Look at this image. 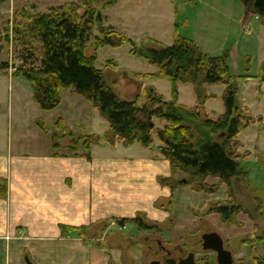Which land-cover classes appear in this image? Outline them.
<instances>
[{"label":"rangeland","instance_id":"rangeland-1","mask_svg":"<svg viewBox=\"0 0 264 264\" xmlns=\"http://www.w3.org/2000/svg\"><path fill=\"white\" fill-rule=\"evenodd\" d=\"M60 6L75 10L80 16L84 13L78 0H6L0 11V27L9 26L11 33L16 24L23 22L22 19L27 13L46 14L50 9ZM102 15L109 19L105 27L123 32L125 37L132 39L138 47L153 46L150 40L172 46L175 39L180 36L193 40L210 57L219 58L229 53L232 74L238 89V101L247 103L250 115L264 116L262 98L264 82L260 81L264 65V25L239 0H119L118 5L108 11H102ZM1 31H6V28H2ZM3 35V38L0 37V46L3 47V52L0 53V152L8 154L16 150L27 151L33 156L35 154L45 156L47 152L53 150L58 156L85 158L87 151L84 145L96 141L84 140L87 137H95L88 136L91 130L92 134H98L101 139L99 145L92 147V151L95 150V159L99 163L108 158L131 160L135 157L159 154L161 145L155 134L152 149H146L137 143L129 147L121 143L116 146L109 145L106 140L108 123L85 98L71 90H60L61 104L54 111H42L34 101L31 84L25 78L15 76V71L22 65L18 45L12 38L11 44H7L4 41L5 33ZM97 37L100 35L95 27L91 41L87 45L86 56L96 58L97 70L104 72L106 81L122 99L134 101L139 98V104L143 105L149 89H153L167 101L176 99L178 103L188 107L197 104L191 85H179L175 98L173 83L157 77L159 71L156 67L133 57L130 45L98 48L95 40ZM3 63H9V69L1 71ZM224 89L225 87L220 84L206 88V95L208 93L213 97L205 107L215 118L225 113ZM60 119L64 122L65 131L56 128ZM255 121L254 126L243 130L239 135V141L245 145L239 150L240 154L243 156L249 154L240 161L247 176L246 179L243 176L234 182L236 204L242 208L243 213L232 217L230 222L223 223L218 215L208 213L213 206L230 202L226 190L224 192L220 189L213 195L216 197L213 199L210 195L195 193L191 188L188 195L177 194L171 198V209L174 207L180 216L174 220L172 217V222L157 226L161 233L142 231L134 223L120 227L115 223L116 219H108L100 220L91 226L75 227L81 231L62 235V239L67 241L72 239L73 242L79 239L95 244L102 241L108 244L112 251L117 249L121 253L123 264H132L130 254L134 251L137 252L138 264H151L155 261L166 264L168 259L177 262L182 257L181 253L175 251L176 247L182 248L185 254L194 253L197 260L207 256L213 257L211 253L203 251L201 236L215 230L229 243L228 246L236 255V262L258 264L255 263L257 259H254L257 254L264 262V246L253 244V241L264 235V130L259 128L264 127V119L259 117ZM153 124L155 128L162 129L166 125L158 119H154ZM54 135L59 137L56 140L60 149L58 151L53 149ZM183 178L181 175L178 180ZM188 187L191 186H180L177 190L184 191L183 189ZM198 194H201V198L196 199ZM208 202L209 208L203 212L201 209L196 211L197 219H194L190 209L194 210ZM137 217L144 219V224L153 225V222L145 219L143 215ZM191 224H194L192 228ZM187 226L190 230L185 229ZM158 241L172 251V257L168 258L160 252ZM251 246L256 248L255 253L251 251ZM75 247L72 242L60 243L50 239L44 243L23 241V260L29 254L39 257L38 264H55L60 261L61 264H82V257L87 255L89 257L93 255L94 260L96 253L94 249L84 248L86 251H82ZM31 248L41 250H35L33 254ZM13 256L12 245L10 253L6 250L0 254V264H5V260L8 263ZM114 263L111 258L110 264Z\"/></svg>","mask_w":264,"mask_h":264},{"label":"trees","instance_id":"trees-1","mask_svg":"<svg viewBox=\"0 0 264 264\" xmlns=\"http://www.w3.org/2000/svg\"><path fill=\"white\" fill-rule=\"evenodd\" d=\"M244 7L255 15L264 25V0H239ZM6 0H0V11ZM83 7L82 16L66 7H54L46 14L34 12L26 14L13 27H0V37L7 44L12 41L19 47L21 67L15 76L25 78L32 86L35 103L44 112H51L61 104L60 90H71L85 98L101 117L108 123L107 143L125 147L135 143L146 149L154 145L156 135L160 147V156L169 162L170 178H158L162 188L172 191L180 187L179 176L187 180L192 191L215 195L223 186L227 188L229 203L215 205L208 212L218 215L223 223H228L235 215L243 213L236 204L234 182L246 173L241 160L249 156L241 155L244 146L239 141L243 130L254 126L255 119L245 109L244 113L237 99V85L232 74L231 55L211 58L193 41L178 36L172 46H166L150 40L153 46L138 47L123 34L105 27L102 11H108L119 4V0H78ZM73 7L75 4L72 5ZM35 10V8H33ZM100 37L95 40L98 48H119L125 44L132 47L131 55L139 58L159 71L157 77L168 79L174 85V96L178 95L179 85H191L197 104L194 108L180 105L176 99L167 101L157 92L148 93L143 105L139 98L127 101L111 87L103 71L97 70L96 58L86 56L87 45L91 41L94 28ZM6 28V31H1ZM0 46V53L3 52ZM9 69V63H3L1 71ZM261 82H264V65L261 69ZM223 85L225 113L212 118L206 111V103L213 97L206 95L211 85ZM158 119L165 127L151 125ZM261 120V119H260ZM59 131H65L63 120H58ZM53 136V149L59 146ZM94 143L84 145L91 160L92 147L99 145V136L87 137ZM83 140V139H81ZM58 157V154H55ZM209 179L218 180L216 186H210ZM0 197L7 198V182H0ZM172 208V202L170 203ZM247 214V213H246ZM141 217L135 219H116L120 227L134 223L142 231H160L156 225L143 223ZM62 235L81 231L75 227L61 226ZM254 245L264 246V235L253 241ZM258 264H264L257 258Z\"/></svg>","mask_w":264,"mask_h":264},{"label":"crops","instance_id":"crops-1","mask_svg":"<svg viewBox=\"0 0 264 264\" xmlns=\"http://www.w3.org/2000/svg\"><path fill=\"white\" fill-rule=\"evenodd\" d=\"M104 17L105 23H108V17ZM129 40L136 45L132 39ZM207 95L212 96L208 93ZM239 104L242 109L249 111L246 102ZM206 111L208 112L207 108ZM211 117L215 118L213 115ZM253 117L264 119L263 114ZM259 128L264 130V127ZM92 133L90 130L88 136H98ZM240 143L245 146L243 142ZM94 151L91 161L75 156L55 157L53 150L45 156H33L27 151L16 150L8 154L0 152V182H7V198L0 197V254L6 250L10 253L12 245L14 247L13 259L10 258L8 263L5 260V264H28L27 258L31 264H38L40 259L36 255L29 254L30 257L28 255L23 260V241L44 243L47 239L60 243L72 242L76 249L82 251L94 249V260L93 255H87L82 257V264H110L111 258L114 264H123L121 253L117 249L112 251L109 245L102 241L95 244L79 239L74 242L72 239H62L61 225L91 226L100 220H131L143 215L145 219L152 221L153 225L159 226L180 216L174 207L170 208L171 198L177 194L188 195L191 187L183 189L184 191H178V188L172 191L159 185L158 178L171 177L169 162L159 154L135 157L131 160L108 158L99 163L95 159ZM244 176L246 179L247 174ZM211 180L210 185L219 183L218 180ZM225 190L227 192V188L223 186L221 191ZM198 195L196 199L201 198V194ZM210 202L194 210L190 209L194 219H197L196 211L201 209L203 212L209 208ZM193 225L191 224V228ZM185 229L190 230V227ZM31 249L33 254L35 250H41ZM130 255L132 264H138L137 252L134 251ZM60 262L55 264H61Z\"/></svg>","mask_w":264,"mask_h":264},{"label":"water","instance_id":"water-1","mask_svg":"<svg viewBox=\"0 0 264 264\" xmlns=\"http://www.w3.org/2000/svg\"><path fill=\"white\" fill-rule=\"evenodd\" d=\"M149 93L153 94L155 93V91L153 89H149ZM151 126L154 127V124H152ZM187 184H188L187 180L179 181L180 186H185ZM203 241H204V250L212 251L217 254L218 264H232L233 263L232 254L224 250L223 240L218 234L214 233V234L205 235L203 237ZM26 261L28 262V264H31L28 258L26 259ZM151 264H161V263L152 262ZM179 264H196L195 256L191 254L186 260H182Z\"/></svg>","mask_w":264,"mask_h":264},{"label":"flooded vegetation","instance_id":"flooded-vegetation-1","mask_svg":"<svg viewBox=\"0 0 264 264\" xmlns=\"http://www.w3.org/2000/svg\"><path fill=\"white\" fill-rule=\"evenodd\" d=\"M214 233H216V234H218L220 237H221V239L223 240V243H224V250L225 251H228V252H230L231 254H232V259H233V263L232 264H242V263H240L239 261L238 262H236V260H235V256L236 255H234V252H233V250L228 246V244L229 243H227L223 238H222V236L217 232V231H215V230H212V231H208L207 233H204L202 236H201V245H202V249H203V251L205 252V253H207V254H209V253H211L212 255H213V257H204L203 259H201V260H197L196 259V257H195V263L196 264H218V262H217V254L215 253V252H212V251H206V250H204V241H203V237L205 236V235H209V234H214ZM263 236V235H262ZM158 246H159V248H160V252H162V253H164L168 258L169 257H172V251L171 250H169V249H167L165 246H163V244H162V242L161 241H158ZM253 246V245H252ZM251 246V247H252ZM255 248V247H254ZM253 247L251 248V251L252 252H256L255 250H256V248L254 249ZM152 249V247L150 246V250ZM175 251H177V252H179V253H181V255H182V257L176 262V261H173V260H167V262H166V264H179L182 260H186L191 254H193L194 256H195V254L194 253H191V252H188L187 254H185L184 253V250L182 249V248H180V247H176L175 248ZM257 258H261L258 254L255 256V260L257 259ZM262 259V258H261ZM241 260V259H240ZM263 260V259H262ZM155 262H157V261H155ZM255 263H257V261L255 262Z\"/></svg>","mask_w":264,"mask_h":264},{"label":"built area","instance_id":"built-area-1","mask_svg":"<svg viewBox=\"0 0 264 264\" xmlns=\"http://www.w3.org/2000/svg\"><path fill=\"white\" fill-rule=\"evenodd\" d=\"M16 72V71H15Z\"/></svg>","mask_w":264,"mask_h":264}]
</instances>
